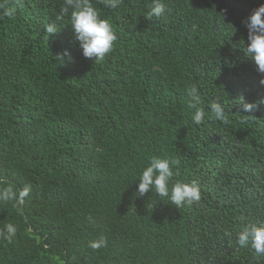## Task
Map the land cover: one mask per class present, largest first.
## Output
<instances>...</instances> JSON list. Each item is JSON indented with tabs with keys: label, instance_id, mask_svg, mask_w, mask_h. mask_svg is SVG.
Instances as JSON below:
<instances>
[{
	"label": "trees",
	"instance_id": "trees-1",
	"mask_svg": "<svg viewBox=\"0 0 264 264\" xmlns=\"http://www.w3.org/2000/svg\"><path fill=\"white\" fill-rule=\"evenodd\" d=\"M163 2L149 19L153 0H92L117 33L95 62L64 0H0V188L28 190L0 201V264H264L236 243L264 222V85L241 48L264 0ZM65 49L71 62L57 59ZM189 86L206 113L199 125ZM242 98L258 106L245 113ZM152 156L177 160L172 183L196 182L201 200L137 196Z\"/></svg>",
	"mask_w": 264,
	"mask_h": 264
},
{
	"label": "clouds",
	"instance_id": "clouds-1",
	"mask_svg": "<svg viewBox=\"0 0 264 264\" xmlns=\"http://www.w3.org/2000/svg\"><path fill=\"white\" fill-rule=\"evenodd\" d=\"M120 0H103L105 7L115 8ZM64 7L61 9L62 15L70 13V25L75 41L79 42L82 54L87 59H94L95 62L102 61L106 55L113 50L117 33L112 23L107 18H102L99 11L94 7L92 0H64ZM16 9L6 8L4 15L12 17ZM167 11L163 0H153L147 17H160ZM248 30L247 42L244 40L242 51L246 57L254 60L258 73H261L259 83L264 85V3L252 10L244 21ZM46 32L51 36L58 32L54 24L45 26ZM57 59L63 60L67 57L71 62L72 56L69 49L56 54ZM192 103L190 107L195 111L192 120L195 124H201L206 116L203 108L199 107L200 95L196 86H189L187 89ZM245 113H251L258 104L246 102L243 98L239 103ZM211 115L218 120L225 119V109L219 102L209 105ZM179 162L174 159L160 156H152L146 167L142 168L138 179L139 184L136 189L137 196H144L151 190L160 198H167L168 203L182 208L185 204L192 205L201 200V191L196 182L185 183L176 181L172 183L174 176H179V169L173 168ZM171 184V187H170ZM28 194L25 189L17 195L11 187L0 188V201L8 202L13 200L22 201L23 196ZM163 201V199H162ZM7 238L15 234V227L12 224L6 226ZM236 243L241 248L251 247L257 256L264 257V222L251 223L245 226L237 234ZM106 244L103 238L90 242V247L99 249Z\"/></svg>",
	"mask_w": 264,
	"mask_h": 264
}]
</instances>
